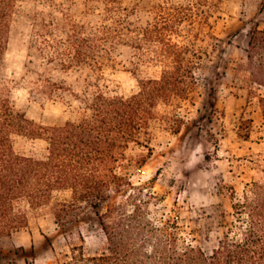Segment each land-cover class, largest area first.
Returning a JSON list of instances; mask_svg holds the SVG:
<instances>
[{"label":"trees","instance_id":"16d2710c","mask_svg":"<svg viewBox=\"0 0 264 264\" xmlns=\"http://www.w3.org/2000/svg\"><path fill=\"white\" fill-rule=\"evenodd\" d=\"M221 1L162 0L151 6L150 21L137 24L131 19L135 7L110 0L104 7L105 20L97 25L65 14L60 23L42 22L33 31L47 68L102 70L104 61L112 60L115 45L122 44L133 49L132 74L143 65L155 71L135 76L138 89L129 95L110 94L96 83L78 94L63 80L35 73L29 80L31 98L53 101L66 92L80 102L74 117L54 125L38 123L16 108L10 87L0 79V241L26 229L31 215L44 208L69 241L81 210L102 202L104 208L97 213L105 238L102 251L87 254L76 230L78 242H69L68 251L50 264H264V177L250 181L240 198L231 192L232 220L209 252L182 237L174 219H151L153 191L148 183L130 180V170L143 165L149 151H129L147 147L152 125L157 122L172 133L180 130L178 108L191 98L201 59L200 48L186 42L182 32L195 24L209 27ZM16 2L0 0V69ZM208 38L214 44L211 33ZM235 71L248 95L264 88V28L252 29ZM258 102L264 120V96L258 95ZM248 125L246 133H238L243 139ZM17 138L41 141L43 151H18Z\"/></svg>","mask_w":264,"mask_h":264},{"label":"rangeland","instance_id":"374dc122","mask_svg":"<svg viewBox=\"0 0 264 264\" xmlns=\"http://www.w3.org/2000/svg\"><path fill=\"white\" fill-rule=\"evenodd\" d=\"M109 1L17 0L9 23L0 79L10 87L15 107L28 118L44 125L59 124L74 117L80 105L66 92L53 101L31 98L29 80L37 72H44L56 81L63 80L74 93L90 90L96 83L103 91L118 95L137 91L135 76L154 74V67L144 65L132 74L136 58L133 49L122 44L115 45L112 60H105L102 70L81 66L62 71L47 68L43 63L39 44L33 40V31L42 22L60 23L67 14L77 22L97 25L105 20L104 7ZM114 1V5L135 7L136 14L131 19L145 24L152 19L151 6L162 0ZM209 22V27L195 24L192 30L184 28L182 32L186 42L200 48L201 59L191 98L178 108L183 119L180 130L172 133L155 122L147 147L129 151L134 155L149 151L145 163L130 170L132 183H148L154 193L155 199L148 207L149 217L156 222L174 219L181 236L207 252L232 220L231 192L240 198L250 181L264 177V120L258 102V95L264 96V88L248 95L246 85L235 71L252 29L264 28V0H222ZM209 33L216 39L214 44L208 38ZM241 118L251 122H241ZM247 125V138L243 139L238 133H246ZM15 148L40 154L44 143L17 138ZM103 208L102 202L96 207L85 206L69 241L46 208L34 213L26 229L0 241V264L9 261L24 264L25 260L50 264L55 256L68 251L69 242H78L77 232L83 238L87 254L100 253L105 238L97 213Z\"/></svg>","mask_w":264,"mask_h":264}]
</instances>
